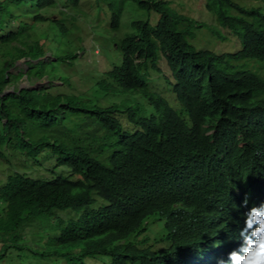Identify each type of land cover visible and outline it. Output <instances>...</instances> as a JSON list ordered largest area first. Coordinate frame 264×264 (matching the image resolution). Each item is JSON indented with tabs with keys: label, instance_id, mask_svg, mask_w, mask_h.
<instances>
[{
	"label": "trees",
	"instance_id": "1",
	"mask_svg": "<svg viewBox=\"0 0 264 264\" xmlns=\"http://www.w3.org/2000/svg\"><path fill=\"white\" fill-rule=\"evenodd\" d=\"M95 2L111 9L117 55L107 51L89 97L55 84L84 49L83 0H0V157L17 150L38 164L49 151L57 173L0 185V264H182L211 235L214 209L217 230L237 237L264 199V0H204L241 45L222 54L196 50L199 25L168 1ZM126 6L155 13V27L132 19L122 35ZM24 78L47 84L7 92ZM136 95L152 113L138 116ZM151 219L164 221L153 239Z\"/></svg>",
	"mask_w": 264,
	"mask_h": 264
},
{
	"label": "rangeland",
	"instance_id": "2",
	"mask_svg": "<svg viewBox=\"0 0 264 264\" xmlns=\"http://www.w3.org/2000/svg\"><path fill=\"white\" fill-rule=\"evenodd\" d=\"M171 4L173 10L181 15H185L199 25L198 29H193L194 38L190 40V43L196 50L208 49L216 54L222 53H234L240 50L241 45L239 40L228 30L222 29L217 26L215 19L209 14L204 7V0H164ZM117 9V7H115ZM111 9L105 4L97 6L95 0H83L80 8V19L86 24L83 26L82 35L79 37L81 45L84 48L82 51L76 50L77 58L73 64L68 67L60 65L59 70L63 76H67L68 83L65 85L58 81L55 84L59 86L56 90L58 93L67 95L85 94L91 97L92 92L90 90L93 79H98L101 75L102 69L108 66L109 59L107 58V51H111L112 54L116 53L113 47L108 43L110 42V21ZM57 17V16H53ZM121 33L126 34L132 30L130 21L135 20H148L151 26L155 27V17L158 16L151 12H138L133 6H126L121 11ZM155 22V23H154ZM107 29V30H106ZM222 36H221V35ZM110 45V46H109ZM101 55V56H100ZM50 57V54H47ZM98 62H101L98 64ZM118 63V62H116ZM158 78V76L155 74ZM64 77V78H65ZM92 77V78H91ZM152 78L151 74L149 75ZM148 80L149 89L157 92L160 96L166 99L173 109H178V104L175 100L171 87L165 83L164 80L159 79L160 83H154L153 80ZM30 83L33 85H30ZM30 83L26 81V78L19 81L16 85L10 86L7 92H12L19 88H28L31 86H39L41 84H47V81L41 83L37 80H32ZM115 99L114 101H116ZM136 104L138 116L149 115L153 112V109L147 104L144 98L140 95H136L133 98ZM3 156L0 157V185L5 182L8 175L18 173L20 175L29 178L30 180H42L49 181L56 178L57 173H52V169L55 165V158L49 151H43L37 157L38 164H34L33 160L29 156L22 155L20 152L5 149ZM98 201L99 199L95 197ZM58 215L64 217V214L58 213ZM151 224L148 229V236L153 239V236L162 235L165 231L163 229L164 221L150 220ZM23 225L22 229H24ZM21 229V230H22ZM23 231V230H22ZM20 231V232H22ZM153 235V236H152ZM34 239V238H33ZM30 247H34L33 241L29 240Z\"/></svg>",
	"mask_w": 264,
	"mask_h": 264
},
{
	"label": "clouds",
	"instance_id": "3",
	"mask_svg": "<svg viewBox=\"0 0 264 264\" xmlns=\"http://www.w3.org/2000/svg\"><path fill=\"white\" fill-rule=\"evenodd\" d=\"M259 207L245 214L244 226L235 237L217 230L222 221V209H214L211 235L198 246L195 254L182 257V264H264V199ZM247 206V201L244 202Z\"/></svg>",
	"mask_w": 264,
	"mask_h": 264
}]
</instances>
